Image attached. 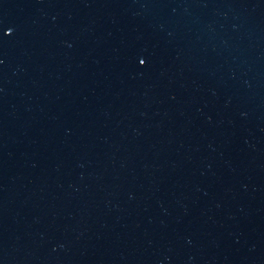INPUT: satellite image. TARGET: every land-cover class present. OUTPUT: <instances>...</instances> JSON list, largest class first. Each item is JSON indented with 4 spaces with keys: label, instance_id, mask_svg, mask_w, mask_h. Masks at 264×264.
<instances>
[{
    "label": "water",
    "instance_id": "1",
    "mask_svg": "<svg viewBox=\"0 0 264 264\" xmlns=\"http://www.w3.org/2000/svg\"><path fill=\"white\" fill-rule=\"evenodd\" d=\"M0 21V264H264V0Z\"/></svg>",
    "mask_w": 264,
    "mask_h": 264
},
{
    "label": "snow or ice",
    "instance_id": "2",
    "mask_svg": "<svg viewBox=\"0 0 264 264\" xmlns=\"http://www.w3.org/2000/svg\"><path fill=\"white\" fill-rule=\"evenodd\" d=\"M0 28H3L5 34H9V33L13 32V28L9 27V26H5L3 21H0ZM140 63L144 64V63H146V60L145 59H141Z\"/></svg>",
    "mask_w": 264,
    "mask_h": 264
}]
</instances>
